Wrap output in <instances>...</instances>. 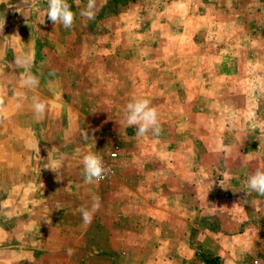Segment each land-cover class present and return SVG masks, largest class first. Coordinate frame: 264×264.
Segmentation results:
<instances>
[{
	"label": "rangeland",
	"instance_id": "obj_1",
	"mask_svg": "<svg viewBox=\"0 0 264 264\" xmlns=\"http://www.w3.org/2000/svg\"><path fill=\"white\" fill-rule=\"evenodd\" d=\"M66 2L67 29L0 0V264H264V0ZM138 99L158 136L127 124ZM89 153L111 169L91 184Z\"/></svg>",
	"mask_w": 264,
	"mask_h": 264
},
{
	"label": "clouds",
	"instance_id": "obj_2",
	"mask_svg": "<svg viewBox=\"0 0 264 264\" xmlns=\"http://www.w3.org/2000/svg\"><path fill=\"white\" fill-rule=\"evenodd\" d=\"M97 12V0H88L86 7L80 11L79 15L87 20H95ZM47 16L55 25L62 24L66 29L71 28L75 21V14L66 0H48ZM15 63L19 66H25L27 71V66L32 63V57L30 54L17 57ZM23 83L28 87L35 88L38 86L39 80L36 76L28 74ZM47 108L48 105L45 102L37 100L33 105L34 119L39 121L44 117ZM8 119L9 113L4 107L3 96L0 95V125ZM125 119L129 126L136 127L138 136H144L149 131L158 136L162 131L158 121V111L155 107H150L148 99H138L129 103ZM82 136L86 141L90 138L87 130L82 132ZM82 162L85 183L91 184L94 181L103 180L111 173V169L104 166L102 157L95 153L85 155ZM248 188L264 196V171L257 170L248 178ZM246 194L249 195L250 192L246 191ZM100 207L101 203L98 196L93 197L91 208L81 207L79 211L82 214L83 222L90 224L94 213L99 211ZM67 254L73 255L74 250L68 249Z\"/></svg>",
	"mask_w": 264,
	"mask_h": 264
}]
</instances>
